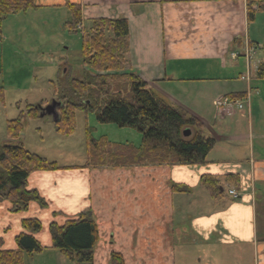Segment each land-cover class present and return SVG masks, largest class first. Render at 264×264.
Segmentation results:
<instances>
[{
	"label": "crops",
	"instance_id": "obj_1",
	"mask_svg": "<svg viewBox=\"0 0 264 264\" xmlns=\"http://www.w3.org/2000/svg\"><path fill=\"white\" fill-rule=\"evenodd\" d=\"M33 1L37 10L8 16L1 27L5 23L7 29L8 18L15 22L40 12L45 16L42 28L62 30L71 20L68 4L80 8L82 28L92 19L126 18L132 71L167 104L198 117L204 135L216 141L203 165L33 172L26 186L38 192L46 208L34 203L12 214L0 199V250L16 248L23 219L41 221L42 231L35 235L39 240L50 223L59 225L90 209L109 238L125 232L133 237L134 255L128 263L123 256L125 264H174L177 248H193L200 263L206 259L207 264H264V74L257 76L259 66L264 70V59L251 64L244 57L247 46L255 47L257 57L260 54L264 12L248 22L250 0ZM8 26L3 41L8 38L11 46L9 39L25 27ZM30 27L41 31L39 21ZM232 53L238 56L233 58ZM243 94L242 109L234 107L230 113L219 109L220 100ZM232 117V133L218 135L216 122ZM226 175L239 177L238 187L227 185ZM202 176L221 181L220 195L210 198L201 186ZM230 189L239 192L240 200H231ZM175 193L182 208L189 209L181 227L173 224ZM47 209L52 217L45 214ZM58 215L68 219L52 221Z\"/></svg>",
	"mask_w": 264,
	"mask_h": 264
},
{
	"label": "trees",
	"instance_id": "obj_2",
	"mask_svg": "<svg viewBox=\"0 0 264 264\" xmlns=\"http://www.w3.org/2000/svg\"><path fill=\"white\" fill-rule=\"evenodd\" d=\"M67 7L71 20L63 28L80 34L81 65L85 71L83 79L66 81L65 94H58L54 88L58 98L55 100L61 104L57 107L59 119L54 123L56 132L67 138L75 130L76 112L92 111L98 124H115L120 129L127 127L141 134L140 143L136 147L131 143L111 144L104 136L99 141L95 140L93 129L86 128L87 162L80 167L125 169L151 165L205 164L216 138L205 136L204 124L198 117L167 104L132 71L128 60L127 19H92L87 29H78L82 19L80 8L69 4ZM37 9L33 0H0V24L8 16ZM246 11L247 21L255 20L258 14L264 12V0H250ZM262 69V65L258 67V77H263ZM244 96L231 95L229 99L241 100ZM28 107L25 115L20 112L16 119L7 121V139L0 143V199L9 204V212L12 214L26 211L34 203L41 209L46 208L47 203L38 192L26 186L33 172L80 169L59 166L24 148L20 139L24 120L40 117L35 106ZM185 129L190 132L191 137L188 139L184 137ZM200 179L201 186L211 199L220 195L219 179L212 176H202ZM223 180L227 185H239V177L236 175H226ZM41 229L42 223L37 218L21 220L20 233L14 240L16 248L0 250V264H24L26 256L43 252L46 248L35 238ZM48 232L51 237L50 248L59 255L70 262L92 263L99 230L90 209L83 210L76 218L62 225L50 223ZM108 264H125L123 255L111 252Z\"/></svg>",
	"mask_w": 264,
	"mask_h": 264
},
{
	"label": "rangeland",
	"instance_id": "obj_3",
	"mask_svg": "<svg viewBox=\"0 0 264 264\" xmlns=\"http://www.w3.org/2000/svg\"><path fill=\"white\" fill-rule=\"evenodd\" d=\"M42 18L45 16L41 17L40 12L36 16L26 15L25 18H22L23 20H15V22L11 21L12 18H8L6 21L7 29H10L8 25L11 26L12 30L21 25L25 27L22 34H15L11 41L9 39L13 46L8 45V38L3 41L5 34L8 36L7 31L9 30L5 29V23L2 24V27L0 25V143L7 139V121L16 119L20 112L25 115L30 105L42 109L47 105H44L45 102L50 104L55 98L58 99L54 94V88L57 89L58 94L60 92L65 94L67 92L66 81L84 78L85 68L81 65L80 34L68 31L66 28L58 30V26H52L46 30L41 27ZM38 21L41 31L36 32L31 29L30 25ZM88 27L89 23L86 22L84 28L87 29ZM254 34L258 36V30L254 31ZM261 44L262 42L259 43V53L264 55V47L262 46L264 41ZM256 54L257 51L252 55L251 64L256 62L258 58L264 59L260 54L258 57ZM40 115L37 119L29 120L26 118L24 120V130L20 139L27 151L36 153L47 161L57 163L62 167H80L87 162L86 128L93 129L92 136L95 140L99 141L104 136L111 144L115 142L126 144L127 142L134 143L132 145L137 147L141 140V134L133 129L127 127L120 129L115 124H98L92 111L89 113L76 112L75 130L70 136L64 138L56 132L54 126L55 121L59 119L56 108L52 115L46 114L44 111ZM234 121L235 118L233 117L223 121L219 120L213 127L214 131L218 135H229L228 133H232L231 128ZM244 124L241 123L243 126ZM238 130L244 131L241 127ZM190 137L188 136L187 139ZM197 196L199 198L201 195L198 194ZM178 199L179 195L175 193L172 212L175 227H181L186 223V212L189 211V209L182 208L183 205L177 202ZM45 214L52 217L51 209H47ZM42 218L46 219V216ZM74 218L76 216L70 217L69 220ZM67 219L58 215V218L52 221L59 223ZM100 227L98 225L100 240L93 250L92 263L70 262L64 256L59 255L57 251L50 248L51 237L48 232L49 234L45 233L46 235L41 233L38 240L40 245L46 249L30 257L26 256L24 264H108L111 252L121 253L127 263L130 262L134 255L131 247L133 237L125 232L118 235V238L117 236L109 238L110 236L106 235ZM47 238L49 239L47 240ZM48 244L49 246H47ZM196 253L197 251L193 248L188 251L177 248L173 263L207 264L206 259H202L200 263L198 258L194 256Z\"/></svg>",
	"mask_w": 264,
	"mask_h": 264
},
{
	"label": "built area",
	"instance_id": "obj_4",
	"mask_svg": "<svg viewBox=\"0 0 264 264\" xmlns=\"http://www.w3.org/2000/svg\"><path fill=\"white\" fill-rule=\"evenodd\" d=\"M254 52V47L252 46H247L246 52H245V58H247L248 60H251L252 55ZM233 58L236 57V54H232L231 55ZM219 109H223L226 113H230L231 110L233 109V107H237L238 109H241L243 106H241V103L239 101H235V100H228V99H222L219 102L218 105ZM228 196L232 199V200H238L240 198L239 193L236 190H229L228 191Z\"/></svg>",
	"mask_w": 264,
	"mask_h": 264
},
{
	"label": "water",
	"instance_id": "obj_5",
	"mask_svg": "<svg viewBox=\"0 0 264 264\" xmlns=\"http://www.w3.org/2000/svg\"><path fill=\"white\" fill-rule=\"evenodd\" d=\"M59 105L58 102H56L55 100L53 101V103H51L50 105H47L43 111L46 114L52 115L54 113L55 108ZM190 135V132L188 131V129H185L184 131V137H188Z\"/></svg>",
	"mask_w": 264,
	"mask_h": 264
}]
</instances>
